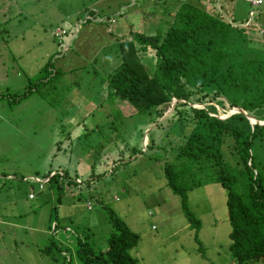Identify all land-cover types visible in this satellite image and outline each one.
I'll list each match as a JSON object with an SVG mask.
<instances>
[{"label":"rangeland","instance_id":"obj_1","mask_svg":"<svg viewBox=\"0 0 264 264\" xmlns=\"http://www.w3.org/2000/svg\"><path fill=\"white\" fill-rule=\"evenodd\" d=\"M16 1L22 3L24 35L9 40L0 33V94L21 95L30 84L37 87L19 103L0 98V264H82L76 255L79 240L95 252L107 248L112 233L108 209L139 235L131 252L138 264H236L228 251L226 192L217 184L187 194L189 209L201 224L200 247L182 215L180 198L167 188L161 162L142 150L135 159L115 164L113 172L118 149L127 159L128 148L141 144L134 134L144 119H128L124 128H113L117 107L105 80L113 74L114 38L106 25L85 24V19L94 11L113 16L122 9L112 29L129 38L125 14L141 11L147 23L139 29L152 34L173 16L166 17L164 7L188 1L212 14L221 8L225 19L236 25L250 20L252 29L264 32V0L252 9L248 1L255 0H154L155 7L150 0ZM14 11L12 5L10 15ZM56 30L57 36L60 30L67 32L61 42L53 36ZM255 33L249 37L264 40L262 33ZM51 60L53 70H60L54 76L43 72ZM48 75L50 81L41 84ZM218 114L227 115L221 110ZM147 128L150 132L143 134L151 140L153 128ZM117 133L120 140L113 141ZM146 144L147 139L142 146ZM58 170L75 174L86 188L58 195L47 185L39 190L38 184L23 180ZM50 240L64 250H54L58 261L43 255ZM246 264H264V258Z\"/></svg>","mask_w":264,"mask_h":264},{"label":"trees","instance_id":"obj_2","mask_svg":"<svg viewBox=\"0 0 264 264\" xmlns=\"http://www.w3.org/2000/svg\"><path fill=\"white\" fill-rule=\"evenodd\" d=\"M150 1L154 7L158 2ZM122 11L119 9L113 16H98L94 11L85 19V24L106 25L114 38L113 74L105 80L108 96L117 103H113L117 107L113 128H124L128 119H144L134 134L135 142L141 144L128 148L127 159L117 148L113 172L115 164L135 159L142 150L161 162L167 188L180 198L182 215L195 231L193 238L200 247L197 233L201 224L189 209L187 194L207 184H217L226 192L231 257L236 264L263 259L264 125L251 124L243 113L225 119L218 116V110L228 114L238 108L257 122H264V44L258 49L249 37L251 31L258 30L252 29L248 20L241 27L225 19L221 8L220 14L216 10L212 14L184 1L164 7L166 17L170 13L173 16L165 24L159 21V28L152 34L139 29L141 23H147L143 12L125 14L129 22L125 25L129 30L126 38L112 29L118 23L117 17L123 16ZM57 31L53 36L61 42L67 32L60 30L57 36ZM53 60L48 61L43 72L51 71L54 76L60 70H53ZM50 76L41 84L49 82ZM35 84L21 95L0 94V98L19 103L36 91ZM39 95L51 102L45 93ZM147 124L153 128L151 140L143 134V130L150 132ZM119 133L113 141L120 140ZM145 136L147 144L142 146ZM23 180L38 184L39 190L47 185L58 195L72 188H86L75 174L70 177L59 170ZM107 212L112 227L107 248L95 252L86 241L79 240L78 259L82 264H138L131 252L140 241L139 235L113 210ZM54 250L64 252L60 243L50 240L42 252L58 261ZM62 264H71V260Z\"/></svg>","mask_w":264,"mask_h":264},{"label":"crops","instance_id":"obj_3","mask_svg":"<svg viewBox=\"0 0 264 264\" xmlns=\"http://www.w3.org/2000/svg\"><path fill=\"white\" fill-rule=\"evenodd\" d=\"M249 4H252V3H249ZM12 5H15L14 13H16V14H14V15H10ZM253 7H256V6H253ZM21 8H22L21 1H19L17 3L16 0H0V26H3V29L0 31V33L3 36H7V38L9 40L13 39V38L16 39L17 37H23V35H24V31L22 30V21L23 20H22V17L20 15L21 14ZM257 8H255V9H257ZM251 9H250L249 13L252 14L254 12L251 11ZM251 17H252V15H251ZM245 23L240 22L238 26H243V25H245ZM31 24H32V22H31ZM15 27H17V30H15ZM105 31L107 32L106 29H105ZM259 31L255 30L253 32L260 33ZM258 35H256V36H258ZM254 39H255V37H254ZM251 40H252V43L254 44L253 46H255L258 49H260L264 44V40H262V41L260 40L258 42L256 40H253L252 38H251ZM261 42H262V44H261ZM6 90H9V89L7 88ZM221 119H224V118H221Z\"/></svg>","mask_w":264,"mask_h":264},{"label":"water","instance_id":"obj_4","mask_svg":"<svg viewBox=\"0 0 264 264\" xmlns=\"http://www.w3.org/2000/svg\"><path fill=\"white\" fill-rule=\"evenodd\" d=\"M235 113H243V114L247 117V119H249V122H250L251 124L264 125V122H257L256 119L249 117L245 112H243L241 109H238V108H234L232 111H230V112L225 116V118H228L230 115L235 114ZM225 118H224V119H225ZM145 140H146V136H145Z\"/></svg>","mask_w":264,"mask_h":264},{"label":"built area","instance_id":"obj_5","mask_svg":"<svg viewBox=\"0 0 264 264\" xmlns=\"http://www.w3.org/2000/svg\"><path fill=\"white\" fill-rule=\"evenodd\" d=\"M248 2H250V1H248ZM261 2L260 1H258V0H255V1H253L252 2V5H254V6H257V5H259ZM260 33H262L263 34V36H264V32H260ZM264 38V37H263ZM29 198H33V195H30V197Z\"/></svg>","mask_w":264,"mask_h":264}]
</instances>
